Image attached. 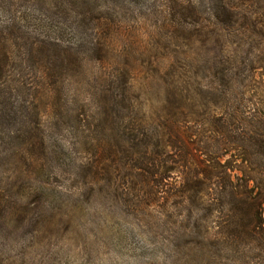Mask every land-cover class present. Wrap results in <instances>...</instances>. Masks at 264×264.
<instances>
[{
	"label": "rangeland",
	"instance_id": "374dc122",
	"mask_svg": "<svg viewBox=\"0 0 264 264\" xmlns=\"http://www.w3.org/2000/svg\"><path fill=\"white\" fill-rule=\"evenodd\" d=\"M228 2L253 11L264 33V0ZM188 3L208 21V0H0V55L8 53L0 79V264H184L181 236L198 238L195 221L206 211L194 208L186 224L160 175L142 177L125 150L141 156L129 125L143 119L159 143L166 98L193 73L205 85L214 80L207 68L223 59L221 38L209 28L189 32L193 19L175 15ZM197 82L189 81L191 91ZM249 96L264 110V86ZM248 166L264 188V167L256 174ZM262 211L264 218V201ZM262 243L255 264H264ZM205 249L214 255L209 263L220 264L219 251Z\"/></svg>",
	"mask_w": 264,
	"mask_h": 264
},
{
	"label": "trees",
	"instance_id": "16d2710c",
	"mask_svg": "<svg viewBox=\"0 0 264 264\" xmlns=\"http://www.w3.org/2000/svg\"><path fill=\"white\" fill-rule=\"evenodd\" d=\"M208 1L211 6L208 21L212 27L206 18L204 21L200 18L193 3L179 4L175 15L183 21L193 19L192 31L188 24L179 26L183 34L189 31L200 35L209 28V33H217L221 38L218 42L223 59H216L207 68L214 80L210 85L197 82L195 72L194 79H189L193 86L197 82L193 91L188 81L167 96L162 120L168 130L164 137L158 136L160 144H155L153 138L157 135L150 132L153 126L149 121L143 119L139 124L129 125L132 148L142 145V152L140 157L133 156L131 149L125 153L130 167L142 177L156 182V175H160L163 195H167L166 199L171 194L178 197L183 214L187 212L186 224H190L194 208L206 211L205 217L195 221L196 228L203 229L202 234L193 239L184 230L181 236L178 246L182 263L200 264L207 259L210 264L214 255L205 252L208 246L214 254L219 251L215 256H219L220 264L225 261L255 264L260 255L253 250L260 242L264 244V188L256 184L255 175L243 165H249L256 174H261L264 167V110L249 96L264 86V33L259 29L262 22L253 11H236L228 0ZM258 37L261 42H257ZM240 52L244 55L239 56ZM3 54L0 79L7 75L8 53ZM189 58L182 57L184 65L189 64ZM190 70L185 69V74ZM259 77L263 79L261 82ZM150 145H159L162 150L157 151L154 146L150 149ZM158 152L163 155L159 160L154 156L160 155ZM3 196L0 191V208ZM226 249L235 254H224Z\"/></svg>",
	"mask_w": 264,
	"mask_h": 264
}]
</instances>
